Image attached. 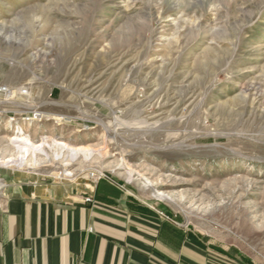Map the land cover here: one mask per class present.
Here are the masks:
<instances>
[{
    "label": "rangeland",
    "instance_id": "1",
    "mask_svg": "<svg viewBox=\"0 0 264 264\" xmlns=\"http://www.w3.org/2000/svg\"><path fill=\"white\" fill-rule=\"evenodd\" d=\"M0 88V160L19 131L47 144L32 167L0 165L2 191L100 173L264 264V0H0Z\"/></svg>",
    "mask_w": 264,
    "mask_h": 264
},
{
    "label": "crops",
    "instance_id": "2",
    "mask_svg": "<svg viewBox=\"0 0 264 264\" xmlns=\"http://www.w3.org/2000/svg\"><path fill=\"white\" fill-rule=\"evenodd\" d=\"M0 183V264H243L113 181Z\"/></svg>",
    "mask_w": 264,
    "mask_h": 264
},
{
    "label": "bare ground",
    "instance_id": "3",
    "mask_svg": "<svg viewBox=\"0 0 264 264\" xmlns=\"http://www.w3.org/2000/svg\"><path fill=\"white\" fill-rule=\"evenodd\" d=\"M111 1V0H110ZM159 3V2H158ZM156 4V3H155ZM158 6V5H157ZM160 6V5H159ZM147 7V5H146ZM149 8V7H148ZM155 9V8H154ZM147 11V10H146ZM167 13H170V11H165L163 13L162 16L163 19L166 18ZM150 15V14H149ZM149 15H147L149 17ZM170 15V14H169ZM161 17V16H160ZM160 19V18H159ZM110 24V23H109ZM109 29V28H108ZM178 31V30H177ZM187 31V30H185ZM182 31V32H185ZM181 32V31H180ZM174 37V36H173ZM176 37V36H175ZM180 37V36H179ZM3 39V38H2ZM12 39V38H11ZM7 40V39H6ZM119 40V39H118ZM172 40V39H171ZM177 40V38H176ZM8 44H15V42L13 43V41H6ZM176 42V41H175ZM180 42V41H179ZM172 43V42H171ZM19 44V43H18ZM115 44V43H114ZM7 45V44H6ZM17 45V44H15ZM169 45V44H168ZM19 46V45H18ZM17 46V47H18ZM127 47V46H126ZM169 50V49H168ZM117 51V50H116ZM119 51V50H118ZM113 54V53H112ZM124 54V53H123ZM127 54V53H126ZM117 55V54H116ZM115 56V53H114ZM125 56V55H124ZM112 58V57H111ZM157 59V58H156ZM112 60V59H111ZM115 60V59H114ZM113 60V61H114ZM118 60V59H117ZM110 63V62H109ZM129 63V62H128ZM126 64V63H125ZM113 68V67H112ZM125 68V67H124ZM123 68V69H124ZM122 70V69H121ZM254 89V88H253ZM243 108V107H242ZM157 116V115H156ZM153 118V117H152ZM11 144L14 146V148L17 151V155L13 158H7V159H2L0 160V165L5 166V167H17V168H22L23 166H28V167H32L34 162V158L36 156V154H42V155H46L45 152V147H47V144L45 141H42L39 144H35L33 142H31L23 133H21V131H19V133H16V135L14 137L11 138L10 140ZM54 145H56L59 154L63 153V152H67L68 157H77V156H82L85 158H88L91 156V154L93 153V151L91 152L90 149H85V148H73L70 147L64 143H54ZM31 156V160H27V157ZM46 158V157H45ZM35 161V160H34ZM121 164V163H120ZM121 169L125 170V173L128 177V181H141V183L143 184V186L145 188H151L153 185L151 184V182L147 181L146 179L141 178L138 174H136L135 172H133L131 169L127 168L125 165H121L120 166ZM120 170V169H119ZM70 175L69 173L65 174ZM154 196L155 197H161L164 198L165 200H169V197L162 194V193H157L154 192Z\"/></svg>",
    "mask_w": 264,
    "mask_h": 264
},
{
    "label": "built area",
    "instance_id": "4",
    "mask_svg": "<svg viewBox=\"0 0 264 264\" xmlns=\"http://www.w3.org/2000/svg\"><path fill=\"white\" fill-rule=\"evenodd\" d=\"M6 93H9V90L8 89H2V88H0V96H6ZM33 117H36V115L35 114H33ZM104 178V176L102 175V174H91V176H90V182L91 183H96L97 181H100L101 179H103ZM85 202L86 203H92V199L90 198V197H88V198H85ZM160 215L162 216V217H164V218H166L162 213H160Z\"/></svg>",
    "mask_w": 264,
    "mask_h": 264
}]
</instances>
